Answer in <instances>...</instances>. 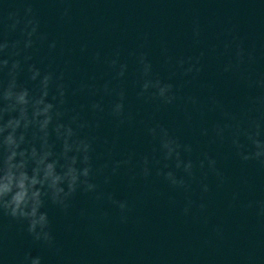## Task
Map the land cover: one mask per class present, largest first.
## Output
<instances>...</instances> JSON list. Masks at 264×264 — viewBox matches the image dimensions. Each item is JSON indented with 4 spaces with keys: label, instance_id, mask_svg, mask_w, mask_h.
Segmentation results:
<instances>
[{
    "label": "water",
    "instance_id": "1",
    "mask_svg": "<svg viewBox=\"0 0 264 264\" xmlns=\"http://www.w3.org/2000/svg\"><path fill=\"white\" fill-rule=\"evenodd\" d=\"M0 264H264V0H0Z\"/></svg>",
    "mask_w": 264,
    "mask_h": 264
}]
</instances>
